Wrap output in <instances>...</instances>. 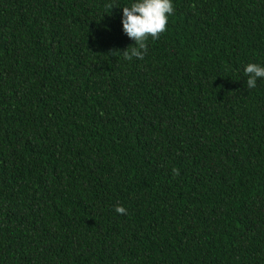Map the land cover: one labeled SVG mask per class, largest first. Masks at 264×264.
Listing matches in <instances>:
<instances>
[{
	"label": "trees",
	"instance_id": "trees-1",
	"mask_svg": "<svg viewBox=\"0 0 264 264\" xmlns=\"http://www.w3.org/2000/svg\"><path fill=\"white\" fill-rule=\"evenodd\" d=\"M135 2L0 0V264H264V0Z\"/></svg>",
	"mask_w": 264,
	"mask_h": 264
},
{
	"label": "clouds",
	"instance_id": "clouds-1",
	"mask_svg": "<svg viewBox=\"0 0 264 264\" xmlns=\"http://www.w3.org/2000/svg\"><path fill=\"white\" fill-rule=\"evenodd\" d=\"M106 7L113 9L112 4H107ZM122 10L123 32L135 42V46H130L122 52L123 58L129 61L133 57L142 60L148 51L147 41L158 40L165 32L168 17L174 13L175 5L172 0H138L130 7H123ZM244 74L248 77L246 81L248 89H253L257 85V79L264 78V66L250 63L245 67ZM173 173L178 176L179 170L173 169ZM115 211L127 214V210L122 206H117Z\"/></svg>",
	"mask_w": 264,
	"mask_h": 264
}]
</instances>
